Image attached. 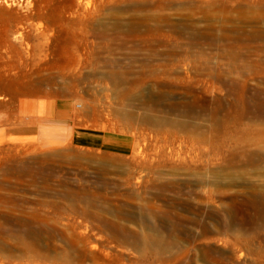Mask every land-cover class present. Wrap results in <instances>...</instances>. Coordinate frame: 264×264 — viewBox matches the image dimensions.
<instances>
[{
  "label": "rangeland",
  "instance_id": "rangeland-1",
  "mask_svg": "<svg viewBox=\"0 0 264 264\" xmlns=\"http://www.w3.org/2000/svg\"><path fill=\"white\" fill-rule=\"evenodd\" d=\"M39 97L106 142L7 144ZM0 98V264L28 261L20 226L58 205L68 241L87 228L86 264H264V0H0ZM106 224L175 244L124 246Z\"/></svg>",
  "mask_w": 264,
  "mask_h": 264
},
{
  "label": "bare ground",
  "instance_id": "bare-ground-1",
  "mask_svg": "<svg viewBox=\"0 0 264 264\" xmlns=\"http://www.w3.org/2000/svg\"><path fill=\"white\" fill-rule=\"evenodd\" d=\"M206 197L209 200L212 198L210 193L207 194ZM58 206H56L55 208L56 213L55 212L53 213L54 219L56 218L55 221L57 220V222L58 220L62 219V212H61L62 209L61 207ZM55 221L54 223L56 224H51L47 226L37 225L36 222L31 223L28 226H20L21 234H18L16 239L18 241V244L20 245L22 253L24 255L27 254L26 257L28 261L25 263L23 261H18L19 260L18 259L17 260L18 262H16L15 264H86L87 254L85 251L87 247L91 244V241L87 236V231H86L87 228H85V231H80V233H78L79 238L81 237L79 241L83 244V248H82L78 246V241L75 240L68 241L65 234V230L59 229V227L57 226V222ZM68 225H70V227H72L73 230L77 227L72 224H68ZM104 228L106 229L105 232H108L111 235V238L117 240L121 245L144 247V249L146 247L149 249L151 245H153L155 248H157L156 250L158 251L159 254L169 251L171 245L174 246L175 244L174 241L165 240L161 236L157 238H149L147 236H144L143 234L137 233L135 231L128 229L127 227L120 226L118 224H106L104 225ZM232 231L236 232L234 230ZM235 236L236 237L234 239V242H231V245L235 249L241 250L240 259L246 254L247 255L252 254L253 251L249 247L250 240L248 238L242 239L238 235ZM44 240L47 244V248L45 252L41 251L40 249L41 243L44 242ZM58 241L61 242L62 245H59ZM106 242L108 243L109 240L106 239ZM98 244L101 245L100 248L101 250L99 249ZM98 244H93L92 246H90L91 249L96 250L95 253L100 254V257H102L103 260H109V258L111 257L110 253L108 252L109 247L107 245H103L102 243H98ZM66 247L67 249L69 248L73 252V254L68 252ZM97 254H94L96 255L94 257L99 258ZM205 255H206L205 261L207 264L239 263V261L232 256H227V257L217 256L209 252V250L205 251ZM76 256H78V258H76ZM94 260L96 261V259Z\"/></svg>",
  "mask_w": 264,
  "mask_h": 264
},
{
  "label": "crops",
  "instance_id": "crops-1",
  "mask_svg": "<svg viewBox=\"0 0 264 264\" xmlns=\"http://www.w3.org/2000/svg\"><path fill=\"white\" fill-rule=\"evenodd\" d=\"M60 101L51 97L20 99L13 123L1 130L5 142L11 145H34L73 139L91 146L106 142L105 137L75 131L72 126L73 110L69 104Z\"/></svg>",
  "mask_w": 264,
  "mask_h": 264
}]
</instances>
